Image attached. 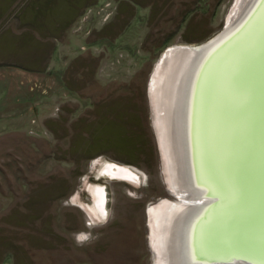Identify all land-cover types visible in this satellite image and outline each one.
<instances>
[{
  "label": "rangeland",
  "instance_id": "obj_1",
  "mask_svg": "<svg viewBox=\"0 0 264 264\" xmlns=\"http://www.w3.org/2000/svg\"><path fill=\"white\" fill-rule=\"evenodd\" d=\"M133 1L0 0V264H159L151 215L174 199L153 78L235 0ZM106 162L146 178L111 179Z\"/></svg>",
  "mask_w": 264,
  "mask_h": 264
},
{
  "label": "bare ground",
  "instance_id": "obj_2",
  "mask_svg": "<svg viewBox=\"0 0 264 264\" xmlns=\"http://www.w3.org/2000/svg\"><path fill=\"white\" fill-rule=\"evenodd\" d=\"M230 18L157 66L153 110L182 200L164 202L161 222L151 215L162 264H264V0H242ZM108 164L109 178L131 179Z\"/></svg>",
  "mask_w": 264,
  "mask_h": 264
},
{
  "label": "flooded vegetation",
  "instance_id": "obj_3",
  "mask_svg": "<svg viewBox=\"0 0 264 264\" xmlns=\"http://www.w3.org/2000/svg\"><path fill=\"white\" fill-rule=\"evenodd\" d=\"M220 1H222V0H220ZM240 2H242V0H235V3H234V6H233V10L231 11L232 13L230 14V16H231V18H230V21H231V19H232V15H233V13H234V11H235V9H237V7H238V5L240 4ZM229 16V15H228ZM226 17V21L224 22V25L226 26L227 25V22H228V19H229V17ZM198 22H200V21H198ZM229 24V23H228ZM225 26H222L223 28L220 30V32H218V33H216L215 35H214V38H216L219 34H221L224 30H225ZM195 31V30H194ZM201 36V35H200ZM213 37L212 38H210L209 40H207V41H205V42H203V43H200V44H198V45H195V44H191V45H188V46H175V47H198V46H201V45H203V44H205V43H207V42H209V41H211L212 39H214ZM167 47V46H166ZM165 47V48H166ZM164 48V49H165ZM167 50L169 49V47H167L166 48ZM166 50V51H167ZM165 58V57H164ZM157 69H158V67H157ZM152 85H153V90H152V93H154V92H156V94H157V81H156V77H154V79H153V83H152ZM152 103H153V101H152ZM154 114H155V112H154ZM156 121H157V125H158V130H159V133H157V135H156V143H157V148L159 149V152H160V155L162 156V158H163V160L165 161V163H166V166L168 167V169H169V165H168V160H167V156H166V154H164L165 153V151H164V140H163V133H162V127H161V122H160V120H159V123H158V119H157V117H156ZM159 126H160V129H159ZM158 132V131H157ZM159 135H160V137H159ZM144 137V136H143ZM161 138V139H160ZM160 144H161V146H160ZM152 143L150 144V141L148 140V139H146V136H145V139L143 138L142 139V141H141V147H142V150L143 149H147L148 150V152L151 154V152H152V150H153V147H152ZM150 148V149H149ZM108 163V162H107ZM111 163V162H110ZM111 164H116L115 166H119V167H122V168H124V170H126L128 173H130V175H131V179H129V178H127V177H120L122 180H128V181H135V182H139V184L140 183H142V179H144V177L146 178V175L144 176L142 173L143 172H141L140 170H138L136 167H134V166H131V165H128V164H126V165H122V164H117V163H111ZM170 172V171H169ZM170 183V182H169ZM127 184V183H126ZM171 186H172V184H170ZM168 191V193H169V195H170V197L171 198H173L174 200H171V199H168V198H164V199H161V201L162 200H164L163 202H171V203H173V204H180L181 202H182V200L180 199V198H178V196L176 195V193H175V190L174 189H172V188H170L169 187V189L167 190ZM106 192V191H105ZM107 193V192H106ZM175 195V197L177 198L176 200H175V197H174V195ZM177 201V202H176ZM162 204H160V206H159V208H157V211L160 209V207H162L161 206ZM165 206L166 205H163V207L157 212L159 215H160V222H161V219H162V216L164 215V213L169 209V208H167V206H166V208H165ZM157 213H155V215L157 214ZM152 214V213H151ZM154 215V216H155ZM147 221H148V215H147ZM160 225V224H159ZM156 243H158V241H155ZM153 244H154V246H155V249L157 250V252L155 253L156 254V256H157V260H159V264H162V261H161V257H160V251H159V246L158 245H155V243H154V241H153Z\"/></svg>",
  "mask_w": 264,
  "mask_h": 264
},
{
  "label": "trees",
  "instance_id": "obj_4",
  "mask_svg": "<svg viewBox=\"0 0 264 264\" xmlns=\"http://www.w3.org/2000/svg\"><path fill=\"white\" fill-rule=\"evenodd\" d=\"M129 1H131V2H134L133 0H129ZM136 2H138V0H135ZM78 10H76V12H74V14L73 15H66V17H67V20L64 22V24H58V27L56 28L57 30L56 31H60V30H62V32H64L65 31V29H67L68 27H69V23H70V21H71V18H74V16H76L77 14H78V12H77ZM70 13H72V12H70ZM40 24H41V22H40ZM47 26L48 25H43V26H41L42 28H46V29H48L47 28ZM50 28V27H49ZM60 28V29H59ZM50 34V33H49ZM51 35V34H50ZM57 39V38H56Z\"/></svg>",
  "mask_w": 264,
  "mask_h": 264
},
{
  "label": "water",
  "instance_id": "obj_5",
  "mask_svg": "<svg viewBox=\"0 0 264 264\" xmlns=\"http://www.w3.org/2000/svg\"><path fill=\"white\" fill-rule=\"evenodd\" d=\"M234 264H239V263H236V262H235Z\"/></svg>",
  "mask_w": 264,
  "mask_h": 264
}]
</instances>
